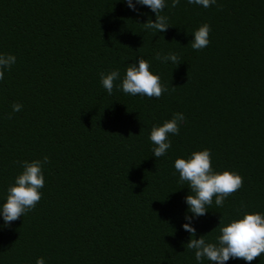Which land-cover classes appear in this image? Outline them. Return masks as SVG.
Returning a JSON list of instances; mask_svg holds the SVG:
<instances>
[{
    "label": "trees",
    "instance_id": "trees-1",
    "mask_svg": "<svg viewBox=\"0 0 264 264\" xmlns=\"http://www.w3.org/2000/svg\"><path fill=\"white\" fill-rule=\"evenodd\" d=\"M171 3L159 32L144 28L156 19L150 8L123 0H0V54L16 57L0 80V204L18 162L49 158L36 207L9 226L0 217V264H210L195 259L191 238L215 242L221 218L264 214V0ZM205 23L210 43L194 50ZM139 58L168 91L109 95L100 73L119 71V85ZM174 113L185 120L156 158L151 130ZM204 149L214 171L238 173L243 187L193 216L192 237L182 227L190 189L174 162ZM226 264H264V253Z\"/></svg>",
    "mask_w": 264,
    "mask_h": 264
},
{
    "label": "clouds",
    "instance_id": "clouds-1",
    "mask_svg": "<svg viewBox=\"0 0 264 264\" xmlns=\"http://www.w3.org/2000/svg\"><path fill=\"white\" fill-rule=\"evenodd\" d=\"M123 2L132 11H138L136 6L141 5L155 13V21L149 19L144 23L145 29L165 32L170 27L168 18L160 14L166 7V0H123ZM187 2L204 8L216 4V0H187ZM179 4L180 0H172L171 7L175 8ZM210 32L211 27L207 23L195 30L192 33L194 39L190 42L192 49L199 51L206 48L210 43ZM154 58L163 63L169 61L176 65L181 63L175 53L167 55L156 53ZM15 62L14 55L0 54V80L4 78V70L10 69ZM118 79L120 73L117 70L107 74L100 73V83L109 95L113 93L114 88H119L127 95L159 99L168 91V88L161 83L160 77L150 71V63L143 58H139L138 63L128 65L119 85L116 84ZM22 107L21 104L14 103L13 113L21 111ZM7 118L11 119V115ZM184 120L183 113H174L173 117L165 120L162 125L153 126L149 140L154 145L152 148L154 157L160 158L167 153L171 147L168 137L179 135L180 124ZM18 163L21 164L22 172L8 187L6 202L0 204V217L3 218L5 226H9L32 211L41 200L40 190L45 184L43 169L44 165L49 163V158L45 156L42 161L36 159ZM174 168L179 173V181L190 189L185 202L188 206L187 211L192 215H185V220L189 222L184 223L182 227L195 237L196 229L191 224L193 216L205 215L213 200L216 206L223 207L225 200L243 187V177L236 172L214 171L210 149L195 151L187 159L177 158ZM218 226L220 234L215 242H207L203 235L199 239L191 238L186 244L188 249L194 250L197 261L207 259L210 264H226L229 259H243L251 262L264 253V214L245 213L242 218L233 219L227 225L223 224L221 218ZM35 264H45L44 258H37Z\"/></svg>",
    "mask_w": 264,
    "mask_h": 264
}]
</instances>
